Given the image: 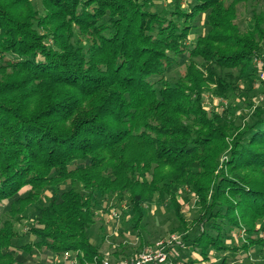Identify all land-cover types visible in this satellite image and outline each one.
<instances>
[{
  "label": "trees",
  "instance_id": "16d2710c",
  "mask_svg": "<svg viewBox=\"0 0 264 264\" xmlns=\"http://www.w3.org/2000/svg\"><path fill=\"white\" fill-rule=\"evenodd\" d=\"M194 1L167 17L152 0H40L41 10L32 0H0V203L28 187L0 213V264L18 262L15 224L28 207L38 204L29 228L37 239L23 250L102 264L88 231L104 198L127 193L139 231L145 203L168 196L185 226L179 186L198 197L185 264L236 251L224 225L227 235L245 228L246 251L263 243L264 94L251 124L205 109L202 96L234 85L218 68L246 77L257 58L264 71V15L244 30L237 24L238 7L260 0ZM201 13L209 29L191 41ZM181 54L205 66L189 62L170 84L164 75ZM65 182L72 187L39 204L43 189Z\"/></svg>",
  "mask_w": 264,
  "mask_h": 264
},
{
  "label": "rangeland",
  "instance_id": "374dc122",
  "mask_svg": "<svg viewBox=\"0 0 264 264\" xmlns=\"http://www.w3.org/2000/svg\"><path fill=\"white\" fill-rule=\"evenodd\" d=\"M152 2L154 9L167 17L171 16L175 5L187 8L189 4L195 3L194 0H152ZM32 3L35 8L41 10L40 0H32ZM254 14L264 15V0L259 2L248 1L238 7L237 24L241 30L250 26ZM208 29L206 13L199 14L193 22L190 40L192 41L200 34H205ZM189 62L195 63L202 70L205 66L202 58H190L188 54H181L168 67L164 78L170 84H174L184 74ZM258 62L259 59H253V66L246 77L239 75L236 69L218 68L217 72L222 76L227 73L232 74L233 79L228 78L226 80H231L230 82H233L234 85L224 95L212 94L209 89L204 91L202 96L205 99V109L227 110L230 115L235 116L236 124L253 123L255 107L263 102L264 94V71L260 69ZM155 79L157 78L153 80ZM223 157L220 158V162ZM70 187L72 185L68 182L62 183L58 187H46L42 191L39 204H45L51 199H58L60 193ZM74 187L78 189L76 185ZM172 190L180 206L185 226H182L175 216L168 196L158 197L155 195L150 203H145L144 218L139 231L132 227L130 221L131 210L126 205L127 193H118L104 198L101 207L96 210L98 219L88 231L89 237L98 246L103 258L109 260L132 258L145 246H154L157 242L167 240L171 236H178L179 241L173 242L166 248L168 260L165 264H185L188 258H193L194 252L188 242L198 232V228L192 223L199 215L198 197L187 186L173 187ZM27 192L28 187L25 186L13 198L0 203L2 218H5L11 200L23 197ZM37 205L28 207L24 214L25 217L15 224L19 236L12 242L17 264H71V261L74 262V252H69L67 255H56L50 251L34 248L28 252L21 248L27 242H33L37 239L29 231V228L34 224ZM113 213H116V216ZM256 227L258 228L259 224ZM223 229L226 232L225 244L229 247L235 246L237 250H230L214 256L210 264H222L223 257L226 258L223 264H264V230H259L258 234V237L263 239V243L256 244L246 251L240 247L247 237L243 226L231 230L229 235H227L228 226L224 225Z\"/></svg>",
  "mask_w": 264,
  "mask_h": 264
},
{
  "label": "built area",
  "instance_id": "2783aa9c",
  "mask_svg": "<svg viewBox=\"0 0 264 264\" xmlns=\"http://www.w3.org/2000/svg\"><path fill=\"white\" fill-rule=\"evenodd\" d=\"M113 215L116 216V213H113ZM178 239V236H171V238L167 240L157 242L154 246H145V248L139 250L138 253L132 258H120L114 260L103 258L102 264H165L168 260V251H166V248L173 242L177 243L179 241ZM68 253L69 252H64L62 254L67 255ZM71 264H77L76 256L74 257V262L71 261Z\"/></svg>",
  "mask_w": 264,
  "mask_h": 264
}]
</instances>
